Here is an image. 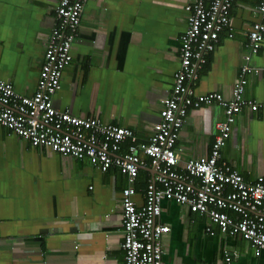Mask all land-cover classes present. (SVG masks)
<instances>
[{
	"label": "crops",
	"instance_id": "0c3cea01",
	"mask_svg": "<svg viewBox=\"0 0 264 264\" xmlns=\"http://www.w3.org/2000/svg\"><path fill=\"white\" fill-rule=\"evenodd\" d=\"M189 1L88 0L53 106L128 128L137 144L147 143L161 102L172 91ZM259 2L233 1L230 28L220 33L215 50L205 53L197 70L195 95L231 97L249 29L259 20ZM56 4L0 0V79L18 94L35 92L56 25ZM248 65L264 70V41ZM246 81L244 98L264 102V72L247 75ZM234 119L222 158L252 183L264 178V109H243ZM223 120L216 105L188 110L175 146L179 168L210 153L216 125ZM130 143L125 141L122 150ZM140 159L137 205L154 174L149 158L140 154ZM126 187L119 170L102 172L88 159L33 149L0 126V264H124L120 200ZM158 222L170 228L161 239L165 264H220L224 251L233 264H264V251L256 256L246 241L224 235L183 205L163 201Z\"/></svg>",
	"mask_w": 264,
	"mask_h": 264
},
{
	"label": "built area",
	"instance_id": "2783aa9c",
	"mask_svg": "<svg viewBox=\"0 0 264 264\" xmlns=\"http://www.w3.org/2000/svg\"><path fill=\"white\" fill-rule=\"evenodd\" d=\"M87 1L57 0L56 25L49 33L32 95L18 94L9 82L0 79V126L27 141L33 149L88 159L102 172L113 168L125 175L128 187L122 190L120 200L124 264H165L161 239L170 228L158 222L163 201L175 202L206 217L221 233L240 237L260 256L264 251V178L246 182L223 160L221 151L235 115L243 109H264V102L243 96L246 76L264 72L248 65L264 41V0L258 4L259 20L249 29L244 64L228 99L217 92L195 95L192 85L198 68L205 63V53L213 52L220 33L230 28L234 0H190L185 5L187 28L180 37L179 66L172 91L162 100L159 120L153 124L152 135L145 144H137L128 128L100 123L94 117L74 116L53 106V96L61 88L62 72L72 59V44ZM212 105L223 110L224 120L216 125L210 153L179 168L175 146L188 110ZM125 141L131 143L122 150ZM140 154L149 158L154 174L143 190V203L137 205L133 198L137 194L134 183L143 165ZM206 231L212 234L210 228ZM220 264H233L227 251Z\"/></svg>",
	"mask_w": 264,
	"mask_h": 264
}]
</instances>
